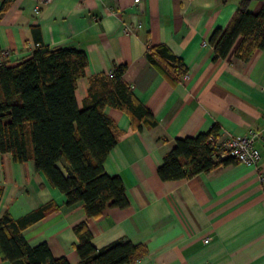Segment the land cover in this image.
I'll return each mask as SVG.
<instances>
[{"label": "crops", "instance_id": "crops-1", "mask_svg": "<svg viewBox=\"0 0 264 264\" xmlns=\"http://www.w3.org/2000/svg\"><path fill=\"white\" fill-rule=\"evenodd\" d=\"M239 1L10 0L0 15V51L9 56L0 64L28 58L39 41L83 50L90 77L109 76L122 60L123 81L156 125L135 130L126 113L104 108L118 142L103 167L121 178L128 204L106 208L98 218L88 217L80 201L67 205L32 160L16 163L0 152V218L17 220L47 206L22 235L31 247L46 243L52 257L69 264H79L73 228L80 223L97 249L120 240L144 245L147 255L133 264H264V184L256 168L237 162L175 181L156 173L178 138L213 124L220 127L218 139L264 128V48L237 60L238 39L214 62L208 41L214 29L228 26ZM263 4L250 0L248 9L257 13ZM157 46L182 61L186 79L172 81L147 60L146 51ZM87 84L80 81L82 91ZM254 145L264 167V132Z\"/></svg>", "mask_w": 264, "mask_h": 264}, {"label": "trees", "instance_id": "trees-1", "mask_svg": "<svg viewBox=\"0 0 264 264\" xmlns=\"http://www.w3.org/2000/svg\"><path fill=\"white\" fill-rule=\"evenodd\" d=\"M10 0L0 6V15ZM250 0H240L225 28L209 37L213 61L234 49V58L248 61L264 48V4L249 11ZM147 60L168 79L183 77L186 68L166 47L146 51ZM126 64L120 60L112 76L90 77L85 52L72 47L50 49L42 42L32 54L14 66L0 64V152L12 160L34 162L49 184L66 196V204L82 202L88 217L98 218L106 208H124L128 201L119 176L106 174L103 164L118 142V131L106 115V106L126 113L135 130L156 125L151 112L137 100L123 81ZM88 80L82 91L80 81ZM220 127L213 124L196 136L178 138L157 169L162 181L190 179L220 166L237 163L219 157L210 138L218 139ZM63 164L65 172L60 168ZM47 206L20 219L0 218V259L10 264H69L52 257L46 243L29 246L22 230L42 217ZM78 238L79 264H133L147 255L144 245L116 241L100 249L92 243L85 223L73 228Z\"/></svg>", "mask_w": 264, "mask_h": 264}, {"label": "built area", "instance_id": "built-area-1", "mask_svg": "<svg viewBox=\"0 0 264 264\" xmlns=\"http://www.w3.org/2000/svg\"><path fill=\"white\" fill-rule=\"evenodd\" d=\"M44 3H48L51 0H42ZM133 4H140L142 0H132ZM38 9L34 8V12H37ZM9 56V50L4 49L0 51V58ZM113 72L109 74L112 76ZM183 79H186V74L183 76ZM264 132V128L261 131H250L245 135H232L221 139H213L212 148L214 151L219 152V157L224 158H233L237 162L252 166L257 169L259 180L264 184V167L261 163V156L259 150L254 145V140L257 137H260ZM208 239L204 240V243H207Z\"/></svg>", "mask_w": 264, "mask_h": 264}]
</instances>
